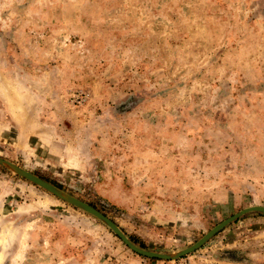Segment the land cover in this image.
I'll use <instances>...</instances> for the list:
<instances>
[{
    "label": "rangeland",
    "instance_id": "rangeland-1",
    "mask_svg": "<svg viewBox=\"0 0 264 264\" xmlns=\"http://www.w3.org/2000/svg\"><path fill=\"white\" fill-rule=\"evenodd\" d=\"M0 157L156 252L264 206V0H0ZM0 264H264V213L148 258L0 165Z\"/></svg>",
    "mask_w": 264,
    "mask_h": 264
},
{
    "label": "water",
    "instance_id": "water-1",
    "mask_svg": "<svg viewBox=\"0 0 264 264\" xmlns=\"http://www.w3.org/2000/svg\"><path fill=\"white\" fill-rule=\"evenodd\" d=\"M0 165L5 167L6 169L10 170L14 174L20 175L24 177L25 179L35 183L36 185L44 188L45 190L49 191L50 193L54 194L55 196L61 198L62 200L76 206L77 208L91 214L98 220H100L102 223H104L107 227L111 229V231L118 237L120 240L133 252L136 254H139L141 256H145L148 258H158L163 260H176L178 258H181L185 255L190 254L197 248H199L201 245H203L211 236H213L217 231H219L221 228H223L225 225L230 223L231 221L235 220L239 216L251 212V211H258L261 213H264V206L263 205H250L247 207L242 208L241 210L233 213L232 215L228 216L224 220L217 223L215 226H213L210 230H208L205 234H203L198 240H196L193 244L168 253L163 252H156L152 250H147L142 247L137 246L133 242L129 240V238L122 232V230L116 225L114 221H112L108 216L104 215L101 211L94 208L93 206L89 205L88 203L84 202L83 200H80L77 197H74L73 195L63 191L62 189H59L58 187L54 186L53 184L45 181L44 179L36 176L35 174L25 170L21 166L6 160L4 158L0 157Z\"/></svg>",
    "mask_w": 264,
    "mask_h": 264
},
{
    "label": "trees",
    "instance_id": "trees-1",
    "mask_svg": "<svg viewBox=\"0 0 264 264\" xmlns=\"http://www.w3.org/2000/svg\"><path fill=\"white\" fill-rule=\"evenodd\" d=\"M52 184H54V183H52ZM55 186H57L58 188H62L60 185H55ZM88 204H90V205L93 206L94 208H97L99 211L103 212V214L106 215V210H105L104 207L97 206V205H95V204H93V203H88ZM130 240H131V239H130Z\"/></svg>",
    "mask_w": 264,
    "mask_h": 264
}]
</instances>
